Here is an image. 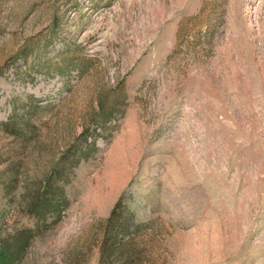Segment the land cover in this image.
Wrapping results in <instances>:
<instances>
[{
	"label": "rangeland",
	"instance_id": "374dc122",
	"mask_svg": "<svg viewBox=\"0 0 264 264\" xmlns=\"http://www.w3.org/2000/svg\"><path fill=\"white\" fill-rule=\"evenodd\" d=\"M103 94L97 151L37 225L27 193ZM28 96L47 106L31 141L0 124V230L35 231L15 264H100L118 202L136 264H264V0H0V123Z\"/></svg>",
	"mask_w": 264,
	"mask_h": 264
},
{
	"label": "trees",
	"instance_id": "16d2710c",
	"mask_svg": "<svg viewBox=\"0 0 264 264\" xmlns=\"http://www.w3.org/2000/svg\"><path fill=\"white\" fill-rule=\"evenodd\" d=\"M30 51V48L23 49L18 55L25 58L28 53H33ZM78 68L82 74L85 73L89 68L88 62L82 60ZM28 97L30 103H24L22 108L16 106L13 115L0 123L4 130L18 135L22 143L31 141L28 133L37 131L38 124L35 120L47 108L40 100ZM91 108L92 114L85 120L88 126H84L79 136L73 137L74 140L59 158H52L46 163L41 176L36 177L37 187L30 188L27 193V200L23 202L22 207L36 219L37 225L46 222L48 215H53V219L59 217L66 201L64 190L68 176L77 164L89 159L97 151L96 139L91 135L96 133L99 127L105 128L107 121L116 113L115 104L107 106L105 94L100 95L99 99L92 103ZM91 123L96 126L89 133L88 127ZM37 136L38 134L36 138L34 137L35 143L39 144ZM17 181V172H11L2 188L6 195L13 193ZM134 219V214L118 202L109 217L99 224L102 233V240L99 241L100 264H136L140 259L136 253L138 247L136 231L140 226L134 224ZM34 236L33 228H24L14 234L3 236L0 230V264H15ZM95 236L94 233L89 235L93 239H96Z\"/></svg>",
	"mask_w": 264,
	"mask_h": 264
}]
</instances>
